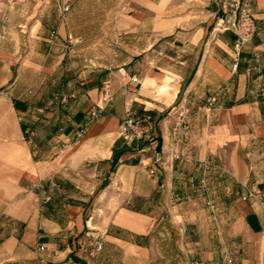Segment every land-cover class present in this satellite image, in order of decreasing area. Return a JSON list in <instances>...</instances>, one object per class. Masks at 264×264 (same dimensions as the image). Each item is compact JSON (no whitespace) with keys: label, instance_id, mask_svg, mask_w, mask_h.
<instances>
[{"label":"crops","instance_id":"0c3cea01","mask_svg":"<svg viewBox=\"0 0 264 264\" xmlns=\"http://www.w3.org/2000/svg\"><path fill=\"white\" fill-rule=\"evenodd\" d=\"M234 1L62 0L58 29L35 6L0 36V264H264V0L239 47ZM65 58L106 63L72 81Z\"/></svg>","mask_w":264,"mask_h":264},{"label":"built area","instance_id":"2783aa9c","mask_svg":"<svg viewBox=\"0 0 264 264\" xmlns=\"http://www.w3.org/2000/svg\"><path fill=\"white\" fill-rule=\"evenodd\" d=\"M231 8L233 10V28L237 34V47L241 46L243 43L247 42L255 32V22L253 17L250 15L248 11V1L247 0H236L232 3ZM69 10V6L65 5L63 7V11L67 12ZM252 70H257L258 66H253ZM261 95L264 96V90L260 92ZM52 101H59L61 104H66L68 101L67 96L62 97H55ZM112 101V94H111V87L109 83L104 84L103 91L101 95V102L103 104H107ZM216 101L215 98H211L209 104H213ZM103 107L100 106L96 109V114L101 113ZM95 116V113L92 114ZM190 112L188 108L182 107L178 110L176 116V127L180 130L181 135L184 139L187 138L189 134L190 128ZM146 133L145 127L143 125V120L138 117L133 111H127V118L125 119L122 130H121V137L124 138L126 141H133V140H141L143 139ZM84 134V129H79L75 133L76 139H81ZM34 136V132H30L28 136V141ZM154 170H150V174H154ZM163 187V185H160ZM246 198L256 200L264 205V194L260 191H252L246 195ZM210 209L214 210L213 204H208ZM179 238L181 240L185 239L188 235V230L185 226L180 225L178 230ZM43 249L42 247L40 248ZM102 249V244L98 243L95 248L90 251V256H96L98 252ZM223 264H235L234 259L229 256L224 259Z\"/></svg>","mask_w":264,"mask_h":264},{"label":"rangeland","instance_id":"374dc122","mask_svg":"<svg viewBox=\"0 0 264 264\" xmlns=\"http://www.w3.org/2000/svg\"><path fill=\"white\" fill-rule=\"evenodd\" d=\"M35 6L39 7V17L44 18L48 24L49 28H46L48 30H46V34H48L49 29H58V24L62 21V15L60 13V9L62 8V0H0V36H6L8 38L7 40L10 42L15 36H20V30L22 29L19 27L22 19L21 15L26 12L30 14V9L32 7L34 8ZM43 6H46L47 8L43 9ZM90 29L91 28H89V30ZM101 61L106 63V60L65 58L59 64V67L61 68L59 72L70 74L72 81H82L83 75L81 77L80 75L85 71L94 69V66L98 63L100 64ZM43 86H45V84ZM167 88L171 89L170 86H167ZM166 93L167 94L164 95L170 94L169 92ZM70 94H74V90H72ZM67 95V98L70 101L72 97H70L69 94ZM47 102H49V100H47Z\"/></svg>","mask_w":264,"mask_h":264},{"label":"bare ground","instance_id":"6f19581e","mask_svg":"<svg viewBox=\"0 0 264 264\" xmlns=\"http://www.w3.org/2000/svg\"><path fill=\"white\" fill-rule=\"evenodd\" d=\"M163 91H164V89H161V90H160V94H162V93H163Z\"/></svg>","mask_w":264,"mask_h":264}]
</instances>
